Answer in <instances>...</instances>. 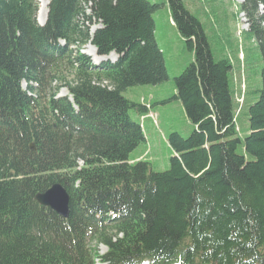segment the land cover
Masks as SVG:
<instances>
[{
	"label": "trees",
	"instance_id": "obj_1",
	"mask_svg": "<svg viewBox=\"0 0 264 264\" xmlns=\"http://www.w3.org/2000/svg\"><path fill=\"white\" fill-rule=\"evenodd\" d=\"M241 1L263 63L261 87L243 95L199 18L167 0L195 59L163 104L180 102L194 130L169 134L170 167L156 172L130 160L147 142L130 112L150 109L124 94L170 81L161 6L50 0L40 26L38 0H0V264H264V0ZM90 44L117 62L95 67ZM55 184L70 196L68 219L35 199Z\"/></svg>",
	"mask_w": 264,
	"mask_h": 264
},
{
	"label": "rangeland",
	"instance_id": "obj_2",
	"mask_svg": "<svg viewBox=\"0 0 264 264\" xmlns=\"http://www.w3.org/2000/svg\"><path fill=\"white\" fill-rule=\"evenodd\" d=\"M151 3L161 6L154 13L156 39L165 53L169 75L174 81L194 60V55L187 50L185 42L181 41L178 30L172 24L167 0H149ZM187 8L201 21L205 32L208 35L213 54L217 60L229 58L234 65L235 85L238 93L243 95L248 90L261 87L260 73L263 67L261 55L255 38L249 32V26L244 16L240 14L241 0H184ZM39 13V0H38ZM39 21V20H38ZM99 26H94L98 28ZM93 30V29H92ZM179 37V39H178ZM84 51L90 52L88 46ZM186 65V66H185ZM185 66V68H184ZM182 68V71H180ZM184 68V69H183ZM240 72V73H239ZM169 83V82H168ZM172 83V82H171ZM26 89V85H24ZM149 87H136L129 89L124 96L133 101L139 102L138 94ZM240 90V91H239ZM68 90L62 88L59 95H67ZM238 98L243 101V96ZM131 118L136 122L140 121V115L135 111L130 112ZM157 115H155L156 117ZM248 110L241 107L238 114V127L240 136L244 139L249 134ZM157 119V124H158ZM180 124V118L166 116L164 125L167 127ZM151 146V145H150ZM149 149L148 143L142 144L134 157ZM151 149V147H150ZM173 151L167 141L155 143L152 154L146 159L152 164L156 172H165L170 167V159ZM151 159V161H150ZM95 247V244H92ZM100 254L107 252L105 247H100Z\"/></svg>",
	"mask_w": 264,
	"mask_h": 264
},
{
	"label": "crops",
	"instance_id": "obj_3",
	"mask_svg": "<svg viewBox=\"0 0 264 264\" xmlns=\"http://www.w3.org/2000/svg\"><path fill=\"white\" fill-rule=\"evenodd\" d=\"M171 19V17H170ZM172 22V20H171ZM173 24V22H172ZM180 35V33H179ZM181 41L184 42L183 38L181 37ZM179 39V37H178ZM180 40V39H179ZM159 44V43H158ZM160 46V45H159ZM161 48V47H160ZM162 49V48H161ZM163 51V50H162ZM164 52V51H163ZM165 55V53H164ZM194 55V54H193ZM195 59V57H194ZM194 60H192L193 62ZM191 62V63H192ZM167 63V61H166ZM186 66V65H185ZM184 66V68H185ZM168 67V66H167ZM183 68V69H184ZM182 71V68H180ZM172 82V83H171ZM177 93L174 81L171 79L168 84L160 85L157 87H149L141 91L137 98H140V101L144 100L145 103H149L151 105V112L155 113L158 116V125L155 124V121L152 118H146L143 122V129L147 139L149 149L146 152H141L139 156L134 157L135 152L131 155L130 160L132 162L138 160H146L153 152V148L155 143H164L165 141L168 142V136L172 132H179L184 137H188L194 130V126L188 120L184 107L178 101H174L171 104H163V101L170 98L172 95ZM165 115L168 116H176L180 118V124L176 126L167 127L164 125ZM141 121V116H140ZM151 145V146H150ZM151 147V149H150ZM151 161V159H150Z\"/></svg>",
	"mask_w": 264,
	"mask_h": 264
},
{
	"label": "water",
	"instance_id": "obj_4",
	"mask_svg": "<svg viewBox=\"0 0 264 264\" xmlns=\"http://www.w3.org/2000/svg\"><path fill=\"white\" fill-rule=\"evenodd\" d=\"M41 25V24H40ZM42 26H45L42 25ZM95 50L96 48L91 45ZM112 57L116 58L114 53ZM33 150H36L35 146H31ZM36 201L43 207L49 208L58 214L63 219H68L70 216V196L67 190L61 184H55L46 190L44 193H40L36 196Z\"/></svg>",
	"mask_w": 264,
	"mask_h": 264
},
{
	"label": "bare ground",
	"instance_id": "obj_5",
	"mask_svg": "<svg viewBox=\"0 0 264 264\" xmlns=\"http://www.w3.org/2000/svg\"><path fill=\"white\" fill-rule=\"evenodd\" d=\"M50 0H39V13H38V20L41 25L46 24L47 16H48V6ZM90 52H87L90 55H94L95 49L92 47H88Z\"/></svg>",
	"mask_w": 264,
	"mask_h": 264
}]
</instances>
